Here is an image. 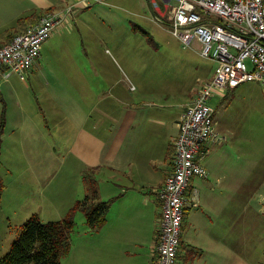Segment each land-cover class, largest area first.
I'll return each mask as SVG.
<instances>
[{
  "label": "crops",
  "instance_id": "1",
  "mask_svg": "<svg viewBox=\"0 0 264 264\" xmlns=\"http://www.w3.org/2000/svg\"><path fill=\"white\" fill-rule=\"evenodd\" d=\"M95 3L103 4L104 1L82 6L79 0H0V46L37 24L47 13L64 14L69 5L79 4L42 44L40 57L23 77L17 73L7 78L0 76L1 111L7 122L10 116L20 120L22 128L27 130L25 152L35 164L37 173L43 175L52 171L57 174L66 168L76 176L75 182L79 184L65 205L86 195L87 185L82 188L81 177L85 182L87 176L93 177L104 200L117 194L108 193L106 185L112 188L113 184L120 192L115 202L122 205L123 210L107 217V231L110 233L134 215L138 221L127 230L134 238L126 242L124 248L136 250L137 254L147 251L152 259L150 264H156L154 246L161 215L158 190L173 167L177 122L196 95L188 100L186 94H181L183 101L157 100L150 98L145 86L140 89L143 94L130 95L137 90L130 83L131 79H138V73L135 70L126 73L124 64L105 48L109 44L117 54L114 29L130 25L127 20L113 28L100 21L89 22V15L96 14V10L89 7ZM99 11L119 20L116 10L104 13L100 8ZM127 57L126 65L134 66L131 64L134 57ZM252 82L227 89L223 96L216 95L220 99L230 98L228 106L226 104L229 112L224 124L216 128L221 139L209 140L205 145L207 151L202 163L207 176L192 177L189 181L187 196L197 190L199 202L196 207L186 204L178 264H236L234 211L230 212V197L220 199L216 195V186L226 181L224 172L227 171L264 174V153L244 158L237 156L232 168L219 154L207 161L205 157L211 145L222 144L235 127H251L252 119L264 121L260 104L254 112L246 102L230 107L241 94L261 92L260 101L264 100V85L255 81L261 87L246 90L242 86ZM215 111L214 108V120ZM13 113L16 116L11 115ZM39 118L44 120L42 124L37 121ZM32 125L36 126L37 135H29ZM34 139L38 147L33 146ZM238 165L244 168L238 170ZM257 165L259 170L253 169ZM140 212L144 215L142 222ZM109 245L103 244V249L115 254L110 249H117V246L111 241ZM141 262L146 261L133 264Z\"/></svg>",
  "mask_w": 264,
  "mask_h": 264
},
{
  "label": "rangeland",
  "instance_id": "2",
  "mask_svg": "<svg viewBox=\"0 0 264 264\" xmlns=\"http://www.w3.org/2000/svg\"><path fill=\"white\" fill-rule=\"evenodd\" d=\"M160 4L164 8L163 3ZM89 8L96 10V14L89 15L88 20L91 23L100 21L113 28L127 20L130 26L114 29L115 40L118 42L117 54L111 45L108 44L105 48H108L107 51L122 65L124 64L126 73L130 70L138 73V79H131L130 84L137 90L145 86L150 91L148 92L150 98L183 101L181 94H186L190 100L212 78L215 62L201 55L198 42L184 48L164 22L155 21L156 11L150 0H104L103 4L95 3ZM100 8L104 13L110 9L118 11L119 20L102 14ZM127 56L134 57L131 63L134 66L126 65L127 58H130ZM242 86L247 88L246 90L253 86L261 87L255 81ZM137 90L129 94L133 96L143 94L141 90ZM260 94L261 92L252 95L241 94L239 98L233 100L230 107L246 102L252 112L259 104L264 111L262 106L264 100L260 101ZM229 100L230 98L220 99L214 96L210 101L216 110L217 129L226 121L229 112L226 110V104L228 106ZM2 105L0 100V257L8 252L13 241L20 235L23 224L32 214L37 213L45 222L63 218L71 203H74L70 201L65 205L64 202L72 199L79 184L75 182L76 176L68 173L66 168L57 174L49 171L40 175L36 172L34 168L36 166L25 150L27 130L22 128L20 120L8 116V122L6 121V116L1 111ZM11 115L16 116V113ZM37 121L41 124L44 122L40 118ZM252 122L254 124L248 128L235 127L233 134L227 136L222 144L211 145L205 160L219 154L220 159L228 161L232 168L233 160L237 156L244 158L245 155L263 154L264 121L252 119ZM30 127L29 135H37L36 126ZM33 146H39L35 139ZM236 168L242 170L244 167L238 165ZM253 169L259 170V165ZM224 173L227 174V179L216 186V195L220 199L222 196L225 199L230 197V212L234 211L236 264H264V174L246 175L228 171ZM80 182L82 188H86L84 178L81 177ZM106 187L108 193L112 191L117 193L107 199L109 201L107 219L112 214L118 215L123 209L122 205L118 206L115 202L120 192L113 184L112 188L109 185ZM99 198L104 200L100 197V192ZM142 213L139 214L141 222L143 221L141 218L144 217ZM74 221L70 249L68 254L62 257L61 264H133L139 260L146 261V264L151 263L152 259L147 251H140V254H137L136 250L127 251L124 248L125 243L134 238V235L127 232L128 226H135L138 221L134 215L126 223H119V226L113 228L110 233L106 229V222L99 229L87 228L84 223L85 216L80 211L76 213ZM142 232L146 237L145 231ZM110 241L117 246V249H110L115 254L103 249V244L110 246ZM131 248L134 249L132 246Z\"/></svg>",
  "mask_w": 264,
  "mask_h": 264
},
{
  "label": "built area",
  "instance_id": "3",
  "mask_svg": "<svg viewBox=\"0 0 264 264\" xmlns=\"http://www.w3.org/2000/svg\"><path fill=\"white\" fill-rule=\"evenodd\" d=\"M104 0H79L82 6ZM154 20L164 22L184 48L198 42L202 56L215 62L214 74L177 122L173 167L158 190L161 215L155 243L156 264H178L186 204L198 206V192L188 197L192 177H206V143L219 140L211 99L227 89L256 81L264 85V0H152ZM163 3L164 8L160 3ZM50 12L0 46V76H24L40 57L42 44L72 14Z\"/></svg>",
  "mask_w": 264,
  "mask_h": 264
},
{
  "label": "trees",
  "instance_id": "4",
  "mask_svg": "<svg viewBox=\"0 0 264 264\" xmlns=\"http://www.w3.org/2000/svg\"><path fill=\"white\" fill-rule=\"evenodd\" d=\"M87 176L86 195L74 201L59 220L43 221L37 213L23 224L20 235L13 241L0 264H61L70 249L77 212L85 216L88 228L99 229L106 220L109 201L101 200L94 178Z\"/></svg>",
  "mask_w": 264,
  "mask_h": 264
}]
</instances>
